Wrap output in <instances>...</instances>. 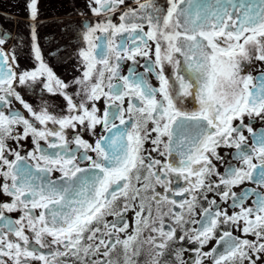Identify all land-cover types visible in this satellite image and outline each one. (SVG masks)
<instances>
[{
	"label": "snow or ice",
	"instance_id": "snow-or-ice-1",
	"mask_svg": "<svg viewBox=\"0 0 264 264\" xmlns=\"http://www.w3.org/2000/svg\"><path fill=\"white\" fill-rule=\"evenodd\" d=\"M26 2L28 39L0 29V264H264V0H84L64 74Z\"/></svg>",
	"mask_w": 264,
	"mask_h": 264
},
{
	"label": "flooded vegetation",
	"instance_id": "flooded-vegetation-1",
	"mask_svg": "<svg viewBox=\"0 0 264 264\" xmlns=\"http://www.w3.org/2000/svg\"><path fill=\"white\" fill-rule=\"evenodd\" d=\"M83 2L84 0H40L42 7L41 14L37 18V31L41 37L42 48L45 50V58L53 64L58 74L66 73L67 65L61 63L54 54L55 45L69 39L63 32V24L59 22L79 19L72 14L74 8L80 7ZM30 23L26 0H0V29L10 30L13 37L20 33L27 40ZM20 60L22 65L31 64L30 52L26 47ZM17 106L19 107V104Z\"/></svg>",
	"mask_w": 264,
	"mask_h": 264
}]
</instances>
